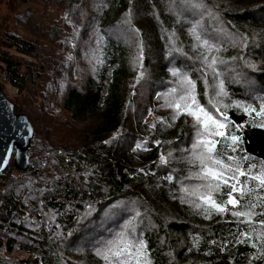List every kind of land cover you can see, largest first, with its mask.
Here are the masks:
<instances>
[{"label": "trees", "instance_id": "1", "mask_svg": "<svg viewBox=\"0 0 264 264\" xmlns=\"http://www.w3.org/2000/svg\"><path fill=\"white\" fill-rule=\"evenodd\" d=\"M3 4L0 82L34 137L27 171L0 174V264H264V190L249 179L239 210L251 222L233 215L199 144L264 173V0ZM79 60L89 76L70 86ZM189 93L223 137L186 114Z\"/></svg>", "mask_w": 264, "mask_h": 264}, {"label": "snow or ice", "instance_id": "2", "mask_svg": "<svg viewBox=\"0 0 264 264\" xmlns=\"http://www.w3.org/2000/svg\"><path fill=\"white\" fill-rule=\"evenodd\" d=\"M184 101L183 107L186 114L192 116L197 124L205 130L208 137L225 135L224 132L219 129L225 127L224 124L219 123L215 117L206 111L203 107L196 103L195 96L191 93L181 98ZM176 109L179 111L181 109V104L177 103L175 105ZM199 113V114H198ZM226 119V118H225ZM236 140V137H233ZM219 141L212 139H203L199 141V144L204 148L205 152L201 156V163L204 165L203 175L204 178H210L216 181L214 185H209L214 191L219 190L222 186L228 188V199L226 204L231 205L233 208L238 209L232 214L237 217H248V222H251V211L245 212L239 210L241 208V200L251 194L252 189L247 187V181L251 179L252 181L259 184L260 189L264 190V173L251 174V169L244 170L238 165L233 167L231 164H225L222 159L216 157V147ZM229 159H232L229 157ZM210 162V163H209ZM239 177H244L241 181ZM204 202L209 205V207L214 208L217 212L224 213L228 211V207L224 203H217L213 199L212 194L209 193ZM254 208L255 205H251ZM131 245H127L126 248H119V250L114 251L112 254L119 256L121 251H126ZM141 248L143 245L140 246ZM107 258V257H106Z\"/></svg>", "mask_w": 264, "mask_h": 264}, {"label": "water", "instance_id": "3", "mask_svg": "<svg viewBox=\"0 0 264 264\" xmlns=\"http://www.w3.org/2000/svg\"><path fill=\"white\" fill-rule=\"evenodd\" d=\"M33 137L34 130L27 116L14 112V107L0 83V174L7 169L13 153V168L27 171Z\"/></svg>", "mask_w": 264, "mask_h": 264}, {"label": "rangeland", "instance_id": "4", "mask_svg": "<svg viewBox=\"0 0 264 264\" xmlns=\"http://www.w3.org/2000/svg\"><path fill=\"white\" fill-rule=\"evenodd\" d=\"M35 7H39V6H35V5H33V4H31L30 6H23V5H21V6H19V7H17V9L18 10H21V11H23L24 9H28V10H32V9H35ZM9 11H11L10 9H9V7H6L5 6V4H3V5H1L0 6V24L2 23V21L3 20H6L9 16H10V13H9ZM62 19V18H61ZM24 23V22H23ZM17 28H20V27H18L17 26ZM78 53L80 54V53H82V51H78ZM79 63H80V65H79V67H78V71L77 72H73L71 69H70V73H72V75H71V78H69V82H70V86H75V85H77V84H80L81 82H83V80L87 77V76H89L88 75V71H87V69H86V67H85V63H84V61L83 60H79ZM79 72V76H77V75H75L76 73H78ZM1 83V82H0ZM2 85V84H1ZM4 91V90H3ZM7 92V91H6ZM4 93H5V91H4ZM8 98L9 99H14V97H15V94H14V92H13V94L12 93H8ZM55 116L59 119V120H62L64 117L65 118H68V116L66 115V113L63 111V110H61L60 111V108H58L57 109V113L55 114ZM84 123H72V127H74V128H80L82 125H83ZM13 156H14V153H13V155H12V157H11V161H10V163H12V160H13ZM9 163V164H10ZM8 164V165H9ZM8 178V176H6V177H4L3 178V176H0V184L2 185H5V186H7L8 184H9V182L6 180V179ZM6 181V182H5ZM0 191H1V189H0ZM24 254V251H14V255H12V253L9 255L8 253L6 254V257L7 258H10V259H15V260H18V261H21V260H24V259H26V258H24V259H21L20 257L22 256ZM28 255V254H27ZM28 257V256H27ZM31 259V258H30ZM29 259H27V260H24V261H28Z\"/></svg>", "mask_w": 264, "mask_h": 264}, {"label": "built area", "instance_id": "5", "mask_svg": "<svg viewBox=\"0 0 264 264\" xmlns=\"http://www.w3.org/2000/svg\"><path fill=\"white\" fill-rule=\"evenodd\" d=\"M12 253V255H14V251L13 252H11ZM10 253V254H11ZM9 254V255H10ZM28 254V255H27ZM28 256V257H27ZM21 259H24V258H26V259H24V260H27V259H29L30 260V258H31V256H30V254L29 253H27V252H24V254L20 257ZM24 260H21V261H24ZM28 260V261H29Z\"/></svg>", "mask_w": 264, "mask_h": 264}]
</instances>
